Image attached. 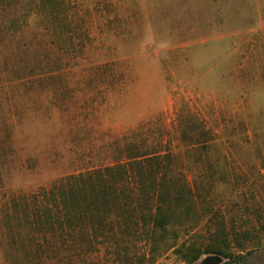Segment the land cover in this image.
I'll return each mask as SVG.
<instances>
[{
	"label": "rangeland",
	"instance_id": "rangeland-1",
	"mask_svg": "<svg viewBox=\"0 0 264 264\" xmlns=\"http://www.w3.org/2000/svg\"><path fill=\"white\" fill-rule=\"evenodd\" d=\"M131 153L172 155L193 229L25 222ZM216 227L219 264H264V0H0V264H187Z\"/></svg>",
	"mask_w": 264,
	"mask_h": 264
},
{
	"label": "trees",
	"instance_id": "trees-1",
	"mask_svg": "<svg viewBox=\"0 0 264 264\" xmlns=\"http://www.w3.org/2000/svg\"><path fill=\"white\" fill-rule=\"evenodd\" d=\"M172 163L169 153H131L126 161L70 175L51 189L42 190L48 204L43 203L42 209L33 212L32 216L24 214L25 222L40 227L54 224L69 228L90 227L101 232L105 224L113 230L112 220L116 218L125 219L123 225L130 234L140 231L153 239L176 238L175 227L186 231L195 227L184 224L191 218L196 205L191 187L185 179L173 174ZM23 203L29 205L26 199ZM143 204L149 212L143 210ZM14 205H17L16 201ZM137 207L139 218L135 216ZM250 234V230L243 231L240 234L243 239L235 235L236 246L243 248L242 240H249ZM210 235L212 242L204 248L189 243L184 249L177 247L175 251L182 254L187 264H193L209 253L232 257L225 251V246H230L229 233L216 227Z\"/></svg>",
	"mask_w": 264,
	"mask_h": 264
},
{
	"label": "water",
	"instance_id": "water-1",
	"mask_svg": "<svg viewBox=\"0 0 264 264\" xmlns=\"http://www.w3.org/2000/svg\"><path fill=\"white\" fill-rule=\"evenodd\" d=\"M221 257L218 254H211L204 257L199 264H219Z\"/></svg>",
	"mask_w": 264,
	"mask_h": 264
}]
</instances>
